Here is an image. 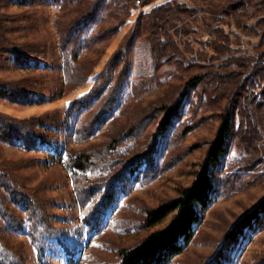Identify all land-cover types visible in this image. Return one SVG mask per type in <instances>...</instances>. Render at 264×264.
Here are the masks:
<instances>
[{"label": "rangeland", "instance_id": "1", "mask_svg": "<svg viewBox=\"0 0 264 264\" xmlns=\"http://www.w3.org/2000/svg\"><path fill=\"white\" fill-rule=\"evenodd\" d=\"M168 1L172 0H158L145 7L132 9L130 18L110 40L88 81L71 88L63 86L59 37L54 25L59 7L51 3V0L47 3L41 0H14L8 7L12 12L29 17V20L22 21H26V27L14 36L20 41L31 40L37 46L41 44L43 49L46 48L47 58L40 55V62L35 65L21 66L15 58L10 57L4 67L0 66V76L6 79L30 77L33 84L47 93L43 101L31 104L1 98L0 112L17 122H24L33 116H42V122L50 123L49 126L43 127L36 122L35 128H40L47 138L57 145V149L49 148L46 144L38 142L37 147L28 148L19 142H7L0 137V163L8 167L12 177L22 182L32 196L38 198L46 214L53 215L48 218V222L59 229L62 237L60 240L50 237L45 242L44 257L41 258L29 235L25 232L13 233L0 215L2 240L9 247L24 252L29 262L68 264L70 254L78 255L77 264H108L117 260L123 248L131 247L152 231L165 227L171 216L153 227L140 228L133 224L138 225L137 222L145 218L148 210L177 198L181 190L191 185L199 176L230 102L229 88L222 91L221 88H209L206 77L203 82H198L188 89L177 115L158 136L153 165H159L160 174L148 184L137 186L127 194L120 195L119 202L104 216L99 232L90 233L87 230L81 218L80 204L70 172L64 165L69 150H91L109 145L114 137H120L123 132L153 113L150 125L140 134L130 156L141 151L142 147L144 149L151 143L153 134L158 132V125L164 114L161 110L153 112L154 107L174 102L183 91L182 86L199 71L205 70L194 65L197 60L192 53L184 52L163 60L159 68L163 76L159 83H153L150 79L144 80L152 77L155 72L152 45L148 39H137L132 50L130 74L120 97V105L95 135L85 141H76L77 120L73 116L67 117L70 102L90 91L97 75L119 48L139 14L149 12L155 6ZM179 1L197 8V14L187 17V21L199 19L221 22L232 31V50L226 56L215 61H199L213 66L211 71L221 63L225 65L219 67L220 73L235 69V64H226L228 57L256 56L257 46L264 32V24L257 23L262 11L251 7L247 16H241V21L249 25L242 29L237 26L236 17L217 11L216 4H219V0L199 3L192 0ZM113 22V16L103 14L101 20L88 29L87 34L95 32L101 24ZM190 39L194 51L213 52L212 36L206 31L198 29L190 35ZM85 54L92 58L98 55L84 51L83 55ZM255 89L256 95L259 89L257 86ZM242 99L243 96L231 99L237 106L233 110L234 133L229 137L227 152L210 170L219 194L207 210L201 211L202 220L196 226L194 241L188 244L184 252L171 264H205L211 260L238 217L264 196V108L256 111V118L250 112V121L245 117L247 111L244 103L235 101ZM33 119H30V122ZM55 121H61L62 127L54 126L59 124L54 123ZM250 123H255L259 135L248 145L245 137L249 135L245 130L249 128ZM240 126L244 131H240ZM130 147V140L122 145L123 150H130ZM96 175L97 173L89 174L91 178ZM9 206L15 209L13 204ZM15 212L21 214L16 209ZM223 264H264V220L256 228L245 232L237 246L226 254Z\"/></svg>", "mask_w": 264, "mask_h": 264}, {"label": "trees", "instance_id": "2", "mask_svg": "<svg viewBox=\"0 0 264 264\" xmlns=\"http://www.w3.org/2000/svg\"><path fill=\"white\" fill-rule=\"evenodd\" d=\"M14 0H0V66L4 67L10 57L21 66H32L40 62V55H45L46 48L41 44H33L31 40L20 41L16 34L25 28L27 16L8 9ZM43 3L49 0H41ZM158 0H51L59 7V14L54 25L59 37V49L62 59V78L64 87L78 86L90 78L93 69L111 39L128 21L132 9H138L153 4ZM195 3L210 0H192ZM262 11L258 24H264V0H219L217 11L226 16L236 17L239 28L245 29L241 16H247L251 7ZM6 8V10H4ZM197 8L186 2L172 0L155 6L149 12L140 13L128 33L124 36L119 48L113 53L104 69L97 75L96 81L89 92L70 102L67 117L73 116L76 121V141H85L95 135L106 124L120 105V97L130 74L131 54L137 39H148L151 42V52L155 72L150 78L153 83H159L163 72L160 71L163 60H167L190 52L194 55L198 65L205 70L199 71L182 87L179 98L170 104L154 107V111H164L158 125V132L153 134L151 143L141 151L133 154L134 145L140 134L150 125L153 113L145 116L120 137H114L113 142L98 149H73L67 152L64 161L70 172L74 190L80 204L81 218L90 233L99 232L104 216L119 202L120 195L127 194L137 186L146 185L159 172V165H153L156 144L160 132L168 127L171 119L178 113L181 103L187 96L190 87L203 82L206 77L207 87L220 91L229 88L230 101L214 141L211 143L207 156L203 162L199 176L193 183L181 190L180 195L158 208L150 209L136 227H153L164 222L169 216L171 219L165 227L149 233L139 243L123 248L118 259L108 264H171L184 249L195 239L196 226L202 220L201 211L207 210L214 202L219 190L215 187L211 167L228 150L229 137L234 133L233 110L237 107L231 102L235 100L246 108L245 117L250 119L252 112L256 118V111L264 108V32L257 46L256 56L228 57L227 65L235 64V69L219 72L221 63L213 71L199 61H215L226 56L231 50L233 41L232 31L224 23L209 20H189L194 17ZM107 14L114 18L111 24H101L95 31L87 34L93 24L101 20V15ZM204 30L212 36L213 52L204 50L194 51L190 35ZM95 52L97 57L92 58L83 52ZM207 65V66H206ZM226 65V66H227ZM210 70V71H209ZM206 71V73H205ZM28 79V80H27ZM0 76V99H10L23 103L41 102L45 98L44 89L38 88L30 80ZM258 94L255 95V87ZM257 91V90H256ZM158 109V110H157ZM261 114V113H260ZM42 116H33L24 122H17L14 118L0 112V137L11 143H21L28 148L37 147V143H44L49 148L57 145L51 142L45 132L35 128L36 122L40 126H49ZM251 121V119H250ZM254 122L255 119H252ZM59 123V124H54ZM53 124L62 127L61 121ZM52 125V124H51ZM50 125V126H51ZM240 131L244 128L240 126ZM245 142L252 143V139L259 135L255 123H250L246 129ZM131 141L130 150H123L122 145ZM119 145V146H118ZM57 149V148H56ZM130 156V157H129ZM97 173L95 178L89 174ZM14 205L15 209L9 205ZM38 198L28 192L27 187L12 177L8 167L0 163V215L9 224L15 234L27 233L36 245L40 257H44L45 242L54 237L60 240L59 229L48 222L53 215L46 214ZM264 220V196L250 209L245 211L225 234L214 256L205 264H223L227 253L233 250L240 242L247 230L254 229ZM78 255L70 254L68 264H77ZM0 264H35L29 262L26 254L18 248L9 247L0 236Z\"/></svg>", "mask_w": 264, "mask_h": 264}]
</instances>
